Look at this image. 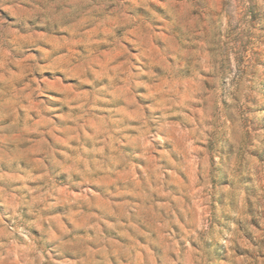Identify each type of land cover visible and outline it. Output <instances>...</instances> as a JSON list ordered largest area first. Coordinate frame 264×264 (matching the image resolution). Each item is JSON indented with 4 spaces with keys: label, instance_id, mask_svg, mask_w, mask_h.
Listing matches in <instances>:
<instances>
[{
    "label": "clouds",
    "instance_id": "1",
    "mask_svg": "<svg viewBox=\"0 0 264 264\" xmlns=\"http://www.w3.org/2000/svg\"><path fill=\"white\" fill-rule=\"evenodd\" d=\"M0 264H264V0H0Z\"/></svg>",
    "mask_w": 264,
    "mask_h": 264
}]
</instances>
